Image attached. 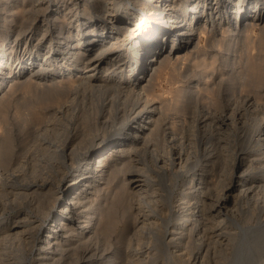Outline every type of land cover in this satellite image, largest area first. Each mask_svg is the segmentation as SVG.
<instances>
[{
  "label": "bare ground",
  "instance_id": "obj_1",
  "mask_svg": "<svg viewBox=\"0 0 264 264\" xmlns=\"http://www.w3.org/2000/svg\"><path fill=\"white\" fill-rule=\"evenodd\" d=\"M263 20L264 0H0V54L13 35L19 52L14 77L0 67V248L19 242L35 264H122L118 251L157 264L164 244L176 263L205 264L220 245L229 264H259L263 101L205 80L206 62L157 91L202 36L214 64L218 33L250 38ZM241 200L256 224L234 223ZM227 219L240 231L215 234ZM114 233L124 248L104 244Z\"/></svg>",
  "mask_w": 264,
  "mask_h": 264
},
{
  "label": "rangeland",
  "instance_id": "obj_2",
  "mask_svg": "<svg viewBox=\"0 0 264 264\" xmlns=\"http://www.w3.org/2000/svg\"><path fill=\"white\" fill-rule=\"evenodd\" d=\"M5 1H9L10 3H14V2H17V0H1V2H5ZM56 3V1L55 2H53V3H51V7H53L54 6V4ZM254 8V7H253ZM103 11V12H102ZM101 12H100V16H104V14L106 13V10L105 9H103ZM93 16H95L96 17V15L94 14ZM98 19V18H97ZM264 21V20H263ZM262 21V23L260 24V25H256V27L254 28V31H253V34H252V36L250 37V38H246V37H242V36H239V37H237V39L235 38V37H231L230 35H229V32H226L225 34H224V36H222L221 34V32L220 33H218V35L216 36V39L217 40H220L221 41V39H223V37H225L227 40L226 41H224V40H222L221 42H218V44H220V45H218V44H216L215 46H216V49H217V51L215 52L214 51V58H216V61L214 62V64L211 62L213 59H212V53L210 52V53H208V54H206V56H205V54H202L204 51H206V45H207V39H206V36L205 37H203L202 36V40L201 41H199V46L196 48V51H194L193 52V54H191L188 50H185V51H182V54L184 55V57L183 58H181L180 59V62H179V60L177 61H174V67H173V69H169L168 71L169 72H167V73H165L164 75H163V81H164V83H163V87L162 88H159L158 89V93H162L163 95L165 94V96H170L171 95V88H172V86H176V85H181V83L182 82H178V83H174V84H171L170 82H169V80H168V78L166 77V75L168 76V73L170 74V72L172 73V75L174 76V77H181L180 75H182L183 73L184 74H186V73H193V71H197V70H199V66H201L203 63H209V64H212V65H209V72H205L204 73V75H207V77L208 78H206L205 77V80L207 79V80H221V82H223L222 83V87L224 88V89H226V91H228V90H231L232 88H236V87H242L241 89L243 90V91H245V92H243L242 91V93H249V94H251V93H253V95H256V97L258 98V100L261 102V101H263L262 103L264 104V94H263V91H264V59H261V58H264V52H262L261 51V46H260V42H259V44L258 43H256V41L258 42V40H260V38L259 39H257L258 38V35H261L262 33V31L261 30H259V29H261V26H262V24L264 23ZM38 34V35H37ZM37 34H35V37H38L39 36V33H37ZM263 35V34H262ZM222 36V37H221ZM14 37H15V35H13L11 38H9L5 43H4V46L5 47H3V50H4V52H2L1 54H0V67H2L3 69H5L6 71H8L9 69L11 70V74H12V76L10 77V78H12V77H14L15 75H16V72H17V65H18V61H19V57H18V54H19V52H13V50H14V48H16V45H14ZM196 38H197V40L196 41H198L199 39L198 38H200V34H198L197 33V36H196ZM220 38V39H219ZM245 39H249L248 40V42L245 40V42H242V41H244ZM253 39V40H252ZM252 41V43H249V42H251ZM248 44H247V43ZM217 43V42H216ZM245 43H246V45L247 46H245ZM254 43V44H253ZM202 44V45H201ZM250 44H253V46L252 45H250ZM195 44H193V46H194ZM203 45H204V47H203ZM217 45H218V47H217ZM229 46V47H228ZM252 46V47H251ZM257 46V47H256ZM191 48H193V47H191ZM247 48H249L248 50H247ZM257 48V49H256ZM21 49L22 50H24L25 49V47L23 46V47H21ZM231 49V50H230ZM165 49H163V51H164ZM43 51H46V46H45V48H43ZM202 51V52H201ZM201 52V53H200ZM226 52V53H225ZM199 53V54H198ZM224 53V54H223ZM28 55V51L26 52V56ZM199 56V58H198V56ZM202 55V56H201ZM246 55V56H245ZM204 56V57H203ZM245 56V57H244ZM256 56H258V57H256ZM42 57V55H39V58H41ZM191 57H192V59H191ZM193 57L195 58V59H193ZM203 57V58H202ZM206 57V58H205ZM211 57V58H210ZM260 57V58H259ZM202 58V59H201ZM255 58V59H254ZM38 59V58H37ZM189 59H190V61H189ZM199 59V60H198ZM201 59V60H200ZM211 59V60H210ZM225 60V61H224ZM227 60V61H226ZM40 60L38 59L37 60V62H39ZM195 61V62H194ZM219 61V62H218ZM192 62V63H191ZM6 63V64H5ZM216 63V64H215ZM2 64V65H1ZM178 65V66H176V65ZM219 64V65H218ZM4 65V66H3ZM8 65V66H7ZM10 66V67H9ZM235 66V67H234ZM8 67V68H7ZM227 67H228V69H227ZM190 70L191 72H189V71H187V70ZM214 69V70H213ZM231 69V70H230ZM233 69V70H232ZM209 73V74H208ZM240 73V74H239ZM231 74V75H230ZM242 74V75H241ZM209 75V76H208ZM0 76H1V74H0ZM239 76V77H238ZM242 76V77H241ZM238 81H237V80ZM194 81H196V80H194ZM259 81H263V82H261V83H258ZM230 82V83H229ZM193 82H191V83H189V84H187V86L188 87H191V89H192V86H193V84H192ZM257 83V84H256ZM186 85V84H185ZM254 85V86H253ZM257 85V86H256ZM263 86V87H262ZM171 87V88H170ZM245 87V88H244ZM255 87H256V89H255ZM169 88H170V90H169ZM263 88V89H262ZM255 89V90H254ZM167 90V91H166ZM238 90H240V89H238ZM261 92H260V91ZM226 91H224L225 93H226ZM258 93H257V92ZM255 92H256V94H255ZM210 97V98H209ZM213 97H215L216 98V95L215 94H209V96L207 95V96H205L204 98L202 97V98H200L199 99V101H198V105L200 106V107H202L203 105H210V104H208V103H210L212 100V98ZM207 98V99H206ZM205 100V101H204ZM209 101V102H208ZM207 104H206V103ZM202 104V105H201ZM213 105V104H212ZM213 107H215V105H213ZM250 119V118H249ZM249 119H248V122L249 123H251V119H250V121H249ZM192 149H195V148H192ZM203 156V157H202ZM200 158L201 159H203L205 156H204V154L202 155ZM205 159V158H204ZM4 171V172H3ZM3 171H0L1 172V176L2 177H4V175L5 174H3V173H6L7 171L4 169ZM212 175H211V178L213 179V181L212 182H215V181H219V183L221 182L222 183V181H221V178L223 177V175H222V173H221V171H219L218 170V168L217 169H215V170H213L212 172ZM215 173V174H214ZM3 174V175H2ZM218 174V175H217ZM182 179V178H181ZM180 178H178V182H177V180L175 181V182H177V183H181L182 182V180H181ZM214 179H215V181H214ZM217 179V180H216ZM5 198H6V196H4ZM12 196H11V194H10V196H9V199H11L12 200ZM4 200V203H5V201H7V202H11V201H9V199L8 198H6L7 200H5L4 198H1V200ZM63 200H64V198H63ZM17 202H19L18 200L17 201H15L14 203H17ZM241 202V203H240ZM243 202V203H242ZM244 203H247V204H249L248 202H244L243 200H241V201H239V203H238V205L237 206H234L235 208V210H236V217H237V220H238V222H234V223H237V224H239V225H241V226H247V224L248 225H252V224H254L256 221H257V215L256 216H250L249 215V212L247 211V209H244L245 207H246V205L247 204H244ZM247 206H249V205H247ZM2 204L0 203V211H2ZM241 207H242V209H241ZM247 208V207H246ZM243 210V211H242ZM245 210V211H244ZM118 212L117 211H114V214H116L117 216H118V214H117ZM238 213V214H237ZM248 214V215H247ZM250 216V217H249ZM255 218V219H254ZM254 219V220H253ZM256 220V221H255ZM228 221V219L227 220H225V222L223 221L222 222V226H224L225 225V229L222 227L221 229H219L217 232L215 231L214 233L216 234V233H219V232H221V231H224L225 232V234L227 235V231L229 232V233H233L234 234V232H236L237 230L238 231H240V229H239V227H237L238 225H236V227H235V225H233L234 223L232 222H229V223H226ZM251 223V224H250ZM172 224L174 225V221H172ZM171 224V225H172ZM256 224V223H255ZM228 227V228H227ZM228 233V234H229ZM43 234H44V232H43ZM42 235V234H41ZM223 236L224 238H221V240H220V242L221 241H223V243L222 244H224L225 246H226V242H227V240H228V238H227V236ZM238 235H239V233H238ZM235 236H237V235H235ZM218 237H220V236H217V238ZM232 236H230V238H231ZM107 240H105L104 241V244H111V245H113V247H118L117 248V250H119L120 248H124L125 246L124 245H127V243H128V239H127V237H125V236H122V237H120V238H117V235H116V233H114V234H112V236L111 237H109V238H106ZM232 240L229 242V243H227V247H228V250L229 249H231L232 250V247L233 246H231L232 244L234 245H238V243H240L241 241L240 240H242L243 241V239H238L237 237H235V238H231ZM262 239H264V236H262ZM237 240V241H236ZM239 241V242H238ZM127 242V243H126ZM225 242V243H224ZM235 242V243H234ZM237 242V243H236ZM16 243V242H15ZM13 244V245H9V246H2L1 248H0V251H1V258H3L2 260L4 261V262H6L7 264L9 263V262H17L16 264H21L22 262L23 263H25L26 262V264L28 263V264H35L34 262H32V260H33V254H32V251H30V250H23V246L22 245H20L21 243H17V244ZM242 243V242H241ZM240 243V244H241ZM213 245V244H212ZM235 245H234V249H235ZM37 246H38V244H37ZM218 246H219V248H218ZM238 246H240V245H238ZM237 246V247H238ZM263 246H264V242H263ZM195 245H191L190 246V250H195ZM220 247H224V246H220V245H217V246H214V247H212L211 248V253H210V257L208 258V256L205 258V259H207V260H205L204 262H205V264L207 263V264H215V261H213V260H217V259H219V260H217L218 261V263L220 262V264H229L228 262H230L229 260L231 259V257L229 258V257H227V255L226 254H222V253H220V251L219 250H221L220 249ZM193 248V249H192ZM215 248H217V250H216V253H215V256H214V254H213V250L215 249ZM213 249V250H212ZM3 250V251H2ZM261 250V257H260V260L261 261H259V264H261V263H263L264 264V247L262 248V249H260ZM219 251V252H218ZM118 254H121V255H119L118 257H119V259H122V264H130L125 258H123L122 257V253H120V251H118L117 252ZM219 253V254H218ZM158 254V255H157ZM157 254H156V256H155V259L154 260H156L157 259V264H193V263H191L192 261H188V256L189 255H187V257L185 258V260L184 261H177L178 263H176L173 259H170L171 258V253L169 252V251H167L166 250V248H165V246H164V244H159V249H158V251H157ZM213 254V255H212ZM229 255V254H228ZM166 256V257H165ZM168 256V257H167ZM232 256V255H231ZM263 256V257H262ZM31 257V258H30ZM212 257H213V259H212ZM225 257H227V259L225 258ZM153 259L152 260H150V261H153ZM124 260V261H123ZM126 261H127V263H126ZM170 261H172V262H170ZM208 261H209V263H208ZM19 262V263H18ZM125 262V263H124ZM138 264V262L135 260V261H133V264H136V263ZM175 262V263H174ZM222 262V263H221ZM0 264H2V262L0 263ZM132 264V263H131Z\"/></svg>",
  "mask_w": 264,
  "mask_h": 264
}]
</instances>
